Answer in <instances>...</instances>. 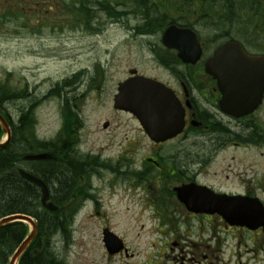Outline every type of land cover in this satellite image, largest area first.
Listing matches in <instances>:
<instances>
[{
	"label": "flooded vegetation",
	"instance_id": "af4514ba",
	"mask_svg": "<svg viewBox=\"0 0 264 264\" xmlns=\"http://www.w3.org/2000/svg\"><path fill=\"white\" fill-rule=\"evenodd\" d=\"M69 16L79 20L81 30L95 33L112 27L145 39L144 60L164 74L146 77L170 98L176 114L173 130H181L154 142L137 123L141 138L118 142L119 147L126 143L120 155H83L77 163L92 167L77 174V198L63 201L65 214L79 213L90 203L84 218L92 211L99 216V190L92 184L98 178L112 193L142 194L165 234L174 235L166 246L173 264H264V92L250 114L232 117L220 108L217 80L205 72L214 53L225 46L264 59V0H0V33L54 32L55 25H67ZM173 25L194 36L187 55L191 59L198 43L200 55L193 64L183 63L175 50L162 45V34ZM126 80L109 91L111 99ZM91 82L99 95L105 91L106 79ZM110 111L134 119L112 106ZM111 127L102 123L104 131ZM135 147L145 154L134 157ZM104 173H110L108 184ZM245 211L248 217L262 213L260 222L241 224ZM180 225L186 235L174 232ZM105 229L112 231L107 224L101 231ZM2 257L0 251V264ZM116 257L127 258L128 252L109 256Z\"/></svg>",
	"mask_w": 264,
	"mask_h": 264
},
{
	"label": "rangeland",
	"instance_id": "374dc122",
	"mask_svg": "<svg viewBox=\"0 0 264 264\" xmlns=\"http://www.w3.org/2000/svg\"><path fill=\"white\" fill-rule=\"evenodd\" d=\"M69 18L66 26L62 22L52 25L51 28H58L54 32L0 33V83H7L15 92L24 90L28 95L9 102L6 108L15 116L19 109L37 99L33 113L35 133L40 141L51 142L62 126V99L49 95L58 84L83 124L72 150L78 160L89 151L92 156L98 152L102 157L120 155L126 143L119 147L118 142L141 135L132 117L110 111L113 100L109 91L127 78L129 69L146 76L164 74L144 60L145 39L123 35L112 27L95 33L81 30L79 20ZM92 79H106L102 94L95 90L96 82H91ZM105 121L112 125L108 131L102 129ZM144 154V150L135 147L134 157ZM101 177L108 184L110 173ZM92 184L99 190V216L92 211L89 219L84 218L92 208L88 203L66 234L53 238L51 252L64 264H173L166 246L174 235L165 234L167 229L161 226L157 213L149 208L141 193H112L98 178L92 179ZM105 224L123 239L129 253L127 258L106 255L101 231ZM184 226H175L174 232L186 235Z\"/></svg>",
	"mask_w": 264,
	"mask_h": 264
},
{
	"label": "trees",
	"instance_id": "16d2710c",
	"mask_svg": "<svg viewBox=\"0 0 264 264\" xmlns=\"http://www.w3.org/2000/svg\"><path fill=\"white\" fill-rule=\"evenodd\" d=\"M149 26L152 24L149 23ZM58 86L56 84L49 95L61 99L64 91ZM16 92L8 88L7 83H0V115L11 129L10 141L0 150V219L12 215H25L36 221L37 237L20 259L19 264H64L49 248L57 234H66L74 215V212L66 215L62 203L72 197V185L76 186L77 176L72 162L78 160V157L72 150L78 142V136L75 134L82 127V121L73 108L62 99L60 132L51 142L40 141L35 133L36 123L33 114L38 100L33 99L27 106L18 110V115L14 116L6 108V104L28 97L24 90ZM2 136L0 129V140ZM65 153L69 154L70 161L63 169ZM40 154H46L52 159L26 160L29 156ZM19 169L40 178L50 188L51 200L59 208L55 213L41 208L38 189L19 176ZM67 178L69 179L68 185L65 184ZM51 183L58 184L60 189H51ZM74 197L77 198L75 195ZM26 232V226L21 223H13L0 228L2 264L7 263L8 258L24 239ZM42 245L45 247L44 251L39 255H33L32 252L40 251Z\"/></svg>",
	"mask_w": 264,
	"mask_h": 264
},
{
	"label": "water",
	"instance_id": "95a60500",
	"mask_svg": "<svg viewBox=\"0 0 264 264\" xmlns=\"http://www.w3.org/2000/svg\"><path fill=\"white\" fill-rule=\"evenodd\" d=\"M190 41H195L191 32L180 30L174 25L168 27L162 36V44L170 49H175L178 52V57L184 63H194L200 54L197 43L194 57L191 59L187 56L188 53H192V48L189 47ZM185 42L187 43L186 46L184 45ZM206 73L217 80L219 90L222 93L220 102L222 111L233 117L252 112L264 91V60L249 57L240 49L234 50L229 46L220 48L207 63ZM129 74L134 76L136 71L131 70ZM162 93V86L158 83L144 77H132L118 85V94L113 101L114 108L133 115L152 140L162 141L168 138V136L163 137V135L173 132L170 136H174L178 132L170 129L171 125L176 123V114L170 99ZM0 128L4 134V138L0 142L1 150L11 138L10 127L1 115ZM46 158V155H36L28 157V160H44ZM18 174L24 181L39 189L40 203L46 211H57V207L50 202L46 184L40 178L22 169L18 170ZM244 213L245 221L241 224L245 226L258 224L263 215L257 212L255 217H248L249 213L247 211ZM251 214H255V212ZM240 218L243 220L242 217ZM235 220H237V215ZM16 222L27 224L30 231L14 251L8 264H17L37 235V226L34 220L24 215L2 218L0 227ZM103 235V242L109 253L118 252L123 248L122 241L111 232L104 231Z\"/></svg>",
	"mask_w": 264,
	"mask_h": 264
},
{
	"label": "bare ground",
	"instance_id": "6f19581e",
	"mask_svg": "<svg viewBox=\"0 0 264 264\" xmlns=\"http://www.w3.org/2000/svg\"><path fill=\"white\" fill-rule=\"evenodd\" d=\"M61 99H63L64 101H66V103H70V99L68 98V96H67V94H66V92L64 91V93H62V95H61ZM72 107V106H71ZM73 108V111H74V107H72ZM82 127H83V124H82ZM82 127L79 129V130H81L82 129ZM77 131V133L75 134V136L76 135H78L79 133H80V131ZM69 154L68 153H65L64 155H63V164H62V168L63 169H65L66 167L65 166H68V161H70L69 160ZM67 161V162H66ZM72 162V161H71ZM78 162V160L76 159V161L75 162H72V165H73V167H75V172H76V176H77V174H79L80 172H82L83 170H85V169H87V168H91L92 166H89V165H84V166H81L79 163H77ZM67 181L65 182V184L66 185H68V182H69V179L67 178L66 179ZM51 185L52 186H50L51 187V189H53V190H56L57 188H59V185L57 184V185H54L53 183H51ZM72 196H74V195H76L77 194V189H76V187H75V184L74 185H72ZM60 189V188H59ZM58 202H60V201H58ZM31 218V217H30Z\"/></svg>",
	"mask_w": 264,
	"mask_h": 264
}]
</instances>
